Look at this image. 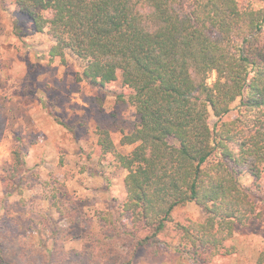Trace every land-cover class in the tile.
I'll list each match as a JSON object with an SVG mask.
<instances>
[{
	"label": "trees",
	"instance_id": "trees-1",
	"mask_svg": "<svg viewBox=\"0 0 264 264\" xmlns=\"http://www.w3.org/2000/svg\"><path fill=\"white\" fill-rule=\"evenodd\" d=\"M14 1L35 31L50 35V59L71 53L84 62L80 79L104 89L119 71V97L135 119L119 140L128 151L98 133L102 152L126 171L125 198L98 212L99 230L81 249H64L54 246L64 230L55 225L52 246L38 250L0 215V264H100L114 259L116 244L129 247L122 264L140 249L166 257L160 236L171 230L190 262L234 253L236 227L261 217L240 177L257 181L264 165V0L258 8L253 0ZM237 100L236 116L224 119ZM18 145L5 175L10 194L22 192L15 180L27 174ZM188 202L201 221L174 220Z\"/></svg>",
	"mask_w": 264,
	"mask_h": 264
},
{
	"label": "rangeland",
	"instance_id": "rangeland-1",
	"mask_svg": "<svg viewBox=\"0 0 264 264\" xmlns=\"http://www.w3.org/2000/svg\"><path fill=\"white\" fill-rule=\"evenodd\" d=\"M253 6L261 3L253 0ZM52 43L46 31H35L14 0H0V215L34 249L52 246L49 231L58 225L64 230L54 246L79 250L88 232L99 230L98 212L116 210L126 194V171L117 166L112 153L102 152L98 133L106 130L118 150H130L119 140L131 131L135 113L125 97H119L126 95L119 71L104 89L89 85L80 79L82 60L71 53L64 61L50 59L47 51ZM214 78L211 74L209 83ZM237 103L224 119L236 116ZM215 122L210 116L211 127ZM20 143L27 174L15 180V188L22 192L10 194L5 175ZM240 179L249 187L261 217L236 227L228 241L234 253L190 262L175 250L177 239L171 230L160 236L166 257L140 249L130 264H264V165L257 181L249 176ZM173 217L182 223L201 221L203 213L188 202L177 206ZM113 250L114 259L100 264H122L129 247L116 244ZM17 258L16 253L8 257Z\"/></svg>",
	"mask_w": 264,
	"mask_h": 264
}]
</instances>
